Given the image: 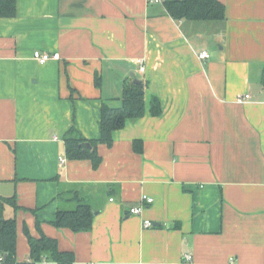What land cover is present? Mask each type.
<instances>
[{"label": "crops", "instance_id": "crops-1", "mask_svg": "<svg viewBox=\"0 0 264 264\" xmlns=\"http://www.w3.org/2000/svg\"><path fill=\"white\" fill-rule=\"evenodd\" d=\"M219 1L216 22L149 0H17L0 18V198L20 207L4 203L0 222L16 219L19 263L27 227L77 264H264V0ZM130 79L146 84L145 116L98 146V169L69 160L67 132L99 139L102 106L121 107ZM76 192L91 231L53 224Z\"/></svg>", "mask_w": 264, "mask_h": 264}, {"label": "trees", "instance_id": "trees-1", "mask_svg": "<svg viewBox=\"0 0 264 264\" xmlns=\"http://www.w3.org/2000/svg\"><path fill=\"white\" fill-rule=\"evenodd\" d=\"M168 14L175 20H189L196 22H216L225 19V5L219 0H167L164 3ZM17 14V0H0V18L11 19ZM99 84V78L96 79ZM146 84L136 83L130 79L123 90L122 106L111 108L103 105L99 121V139H87L81 136L75 128L70 129L64 137L66 155L69 160H88L96 170L102 163L98 152L100 144L113 146L114 133L125 128L127 122H135L146 114L145 104ZM150 113L153 117H160L163 113L161 102L152 98ZM88 144L90 147H88ZM72 201L76 204L71 210L59 209L53 221L59 229H69L73 232H88L93 228L94 211L88 200L78 192L74 193ZM4 203L10 204L15 211L20 207L16 197L0 198V208ZM40 230V229H39ZM30 254L27 260L19 263L17 259V222L16 219H4L0 222V255L1 264H39L53 262L55 264H77L73 252L61 251L54 238L46 236L40 231L39 237L31 235L25 227ZM6 258L4 259V257Z\"/></svg>", "mask_w": 264, "mask_h": 264}, {"label": "built area", "instance_id": "built-area-1", "mask_svg": "<svg viewBox=\"0 0 264 264\" xmlns=\"http://www.w3.org/2000/svg\"><path fill=\"white\" fill-rule=\"evenodd\" d=\"M167 0H149V3H165ZM33 58L40 64H47L51 61H58L61 59V56L59 53H49V52H41V51H35L33 53ZM200 58L203 60H206L209 58V53L208 52H202L200 55ZM145 71V66L143 65L141 68V72ZM250 99L249 95H246L244 97H240L237 99V102L239 103H246ZM66 160L62 159L61 162L64 163ZM144 203H153V199H147L143 200V203L141 205H138L136 207H133L130 209V213L132 215H141L144 209ZM144 226L147 229L153 228L154 225L151 221L145 220L144 221ZM186 259L190 261L192 258L191 256H187ZM3 260V256L0 255V263Z\"/></svg>", "mask_w": 264, "mask_h": 264}, {"label": "water", "instance_id": "water-1", "mask_svg": "<svg viewBox=\"0 0 264 264\" xmlns=\"http://www.w3.org/2000/svg\"><path fill=\"white\" fill-rule=\"evenodd\" d=\"M135 82L136 83H141V81H139V80H137V79H135ZM88 147H90V145L88 144ZM6 258V256L4 257V259Z\"/></svg>", "mask_w": 264, "mask_h": 264}]
</instances>
